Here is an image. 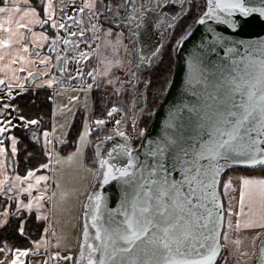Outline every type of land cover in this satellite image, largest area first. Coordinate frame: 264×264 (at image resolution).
Returning <instances> with one entry per match:
<instances>
[{
    "label": "snow or ice",
    "instance_id": "1",
    "mask_svg": "<svg viewBox=\"0 0 264 264\" xmlns=\"http://www.w3.org/2000/svg\"><path fill=\"white\" fill-rule=\"evenodd\" d=\"M51 7L49 0L44 6L45 12ZM130 7L131 15L135 17V5ZM3 12L9 14L7 19L10 22L13 13H16L31 15L34 23H43L37 15V8L21 10L17 0H11V7L7 0L0 5V13ZM250 12L264 15V7H252L245 0H208L207 11L199 20L203 22L211 17L236 29L239 23L234 14L248 16ZM140 14L143 17V9H140ZM51 23L54 27H65L64 23H57L55 19ZM27 26L17 21L15 33L9 27V36L0 39V47L13 44L14 36L22 40L24 34L18 30ZM3 27L0 22V28ZM33 35L43 36V33ZM217 39L222 40L223 37L217 34ZM68 42L65 40V43ZM28 47V44L23 45L25 51ZM228 51H231V46ZM228 51L224 52L225 56ZM260 51L262 55L259 57H240L241 61H245L244 67H249L250 62H254L253 67L258 66L257 75L249 78H245L247 73L241 71L235 59L228 66L209 61V66L205 68L201 59L192 61L190 58V68L193 63L197 68L195 77L188 79L190 87L198 86L193 90L194 99L173 110L161 136L138 146L143 149V159L128 143L109 148L106 155L97 145L101 169L97 176L102 175V184L116 178L128 185L130 190L124 192L114 208L104 204L102 191L89 195L85 208L93 209L91 225L87 219L89 213L85 212L84 243L80 251V256L84 258L87 247L86 264H212L220 249V232L218 222L213 220L214 208L209 207V201L219 203L216 200V185L221 172L230 165L264 164V147H261L264 143V49ZM158 53L159 49L153 56ZM143 58L151 63L150 58ZM26 59L20 56L21 61ZM46 82L51 84L53 81ZM112 111H116L115 106L109 114ZM135 119L134 116V127ZM97 122L104 123L103 120ZM3 131L0 124V132ZM88 131L90 129L85 126L81 140ZM119 134L130 139L125 132ZM12 139L15 151L16 138ZM2 149L3 145H0ZM121 157H125L126 162ZM32 171L29 170V176ZM239 178L241 212L246 202L250 206L258 202L264 208V178L244 175ZM46 179L45 176L37 177V180ZM230 186H233L231 177L225 182V189ZM32 187L34 185L30 184L29 189ZM26 207H31V201ZM102 208L107 212L106 216L102 215ZM228 211L232 212L231 207ZM216 215L222 216V213L217 212ZM236 223L239 226L241 222L237 220ZM90 227L95 229L94 239L98 243L91 242ZM20 230L23 232V227ZM16 251L19 256L29 249ZM18 256L11 264H17Z\"/></svg>",
    "mask_w": 264,
    "mask_h": 264
},
{
    "label": "rangeland",
    "instance_id": "2",
    "mask_svg": "<svg viewBox=\"0 0 264 264\" xmlns=\"http://www.w3.org/2000/svg\"><path fill=\"white\" fill-rule=\"evenodd\" d=\"M102 2L103 0H96L99 8L102 6ZM187 2L188 6L181 17L184 18L185 16L184 21H187V17L192 16L194 22L205 10L206 1L187 0ZM79 11L78 9L74 16ZM86 14L92 19V28H90L91 30L85 29L84 25L81 24V27L77 29L78 34L81 35L82 33L81 41L84 44H80V48H78L80 63L75 69L76 73H80L79 76H84L85 82H80L79 77L75 82L71 79L57 84L58 79L56 80L54 84L57 86L54 85L51 88L54 94L53 105L50 108L51 118H47L45 121H52L53 128H47V136H45V130L41 134L42 145L44 146L43 154L46 153L48 157V162L45 165H47L50 179L45 205L48 206L50 222L54 227H57L54 234L51 231L48 232L49 247L53 246L54 248L50 252L53 264H73L79 240L82 205L95 175V143L109 134L122 130H127L130 135H135L136 138L133 142L136 143L147 128L144 125L145 121L153 115L155 110H151L152 100L150 97L157 92L150 89L153 81V73L150 68L139 74L137 92L142 94L144 98V106L141 110L131 111L133 85L122 87L120 92L115 89L120 78H129L131 66L125 58L126 55H132L131 42L125 38L123 30L103 27L93 16L92 10H87ZM179 19L169 28L167 38L165 37L152 67L160 63L165 55L171 54V50L177 47V41H180L185 34H182L179 28L176 30ZM84 30L87 32L86 34ZM87 35H89L88 41L83 39ZM92 57L93 60L90 59ZM89 60L91 61L89 62ZM83 66H86V73L82 72ZM90 85L91 87H89ZM113 106H115L116 111L109 114ZM132 114L136 118L135 127L133 126ZM77 117L80 119L81 126L75 138V146L66 152H62L59 147L68 142V133ZM98 120H103L104 123H98ZM117 121L120 123L117 124ZM85 126L90 131L81 140V133L85 131ZM94 132L97 134L91 136ZM56 146L59 147L55 148ZM88 148L90 153L86 164L85 157ZM236 170L239 169H230L221 181V190L227 200L230 199L236 184L233 180L231 184L234 187L230 186L225 189V182L228 181L229 177L232 178ZM225 214H227L226 208ZM227 232L228 224L225 222L223 234L225 250L223 257L217 264H252V250L248 247L239 246L238 243L233 247V243L226 239ZM246 232L253 234L252 230ZM235 235L237 240L242 236V233L235 232ZM252 249L254 251L255 247ZM53 253H59V255H53Z\"/></svg>",
    "mask_w": 264,
    "mask_h": 264
},
{
    "label": "flooded vegetation",
    "instance_id": "3",
    "mask_svg": "<svg viewBox=\"0 0 264 264\" xmlns=\"http://www.w3.org/2000/svg\"><path fill=\"white\" fill-rule=\"evenodd\" d=\"M148 1L149 0H103L100 8L96 4L95 9L92 10L93 16L96 17L97 21L103 25V27H108L113 30H115V28H120L123 30L125 38L131 42L130 48L132 50V55H126L125 57L126 61L131 65L129 68V78H120L119 84L115 88L117 92H120L122 87L133 85L131 111L141 110L144 106V98L142 94L137 92L140 79L139 74L148 70L150 67L148 59H144L143 57L150 58L151 61L153 58V54L150 56L136 54L137 42L134 39V33L141 17L140 9H143V7L148 4ZM154 1L159 2L160 0H151L150 4L152 7L157 6L154 4ZM5 2V0H0V5H3ZM42 3L43 0H39V7L37 6V8L43 15ZM133 4L136 8L135 17L131 15L132 9L130 5ZM162 4H170L172 7L174 5L176 6V9L168 7L169 10L164 11L166 19L155 28L156 32L160 33V37L163 39L162 42H164L165 37L167 38L168 30L172 26L171 13L176 11L179 15L183 14L188 6V2L187 0H163ZM76 12L77 10L75 7L74 13ZM77 14L78 17H76ZM77 14L74 16V42L68 40L69 42L65 43L67 39L62 40L57 36L55 30L47 26L48 23H46V21L43 23L44 25L41 26L47 34V39L43 44L31 41L30 30L28 28L23 29V39L19 44L22 47L24 44H28V50L24 52L27 57L34 58L36 62L33 71L27 72L23 69L20 72V82L17 85L12 83L14 80L7 72L3 74L1 71L2 65L9 64L7 58L4 55L1 56L5 53V50H7L8 45L0 47V78H3L0 80V124H2L4 128V131L0 132V145H3V149L0 150V264H11V259L15 257L14 251L24 248L29 249V251L24 256V259L17 264H21V262L22 264H32L29 260V256L38 255L42 252L45 254L48 253L44 264H53V258L50 252L53 251L54 248L53 246L49 247L48 231L45 230L46 221L38 216L35 209L31 210V208L26 207L31 201L27 175L28 171L31 169L19 167L18 157L23 151L28 149V146L25 144L26 141L40 144L41 137L38 131L42 133L43 129H41V127L47 123L45 122L48 118L46 106L48 102L50 107L53 105V91L50 90L49 95L46 96L43 90L48 88L45 86L37 87L35 83L42 78H48L51 76L50 74L55 76V83L58 79L57 84L71 79L75 82L78 80V77L80 82H85L84 76H79L75 72V69L78 68L80 63V52L78 48H80V44H84L81 41L82 35L77 33V29H79L82 24L85 29L88 28V30H91L92 19L87 16L85 10H81ZM0 31L4 35L5 29L2 28ZM84 32L85 34L87 33L85 30ZM89 35L83 37V39L85 38L84 40L88 41ZM150 38L149 43H151L153 37ZM45 57H49V59L45 60ZM58 57L59 59H57ZM60 58H62L60 65L63 70H59L56 67V61H60ZM90 59L93 60V57ZM91 60H89V62ZM85 67L82 71L83 73H86ZM133 67H135L136 71H134L132 75L131 69ZM151 68L152 67H150V69ZM29 73H31V75H29ZM32 103L35 104L37 108L33 113L30 108ZM21 117H23V119H21ZM13 137L16 138L15 151H13ZM21 142L23 143L22 146H20ZM15 173L19 178L17 186L14 185V181L16 180L14 177ZM45 197L43 198L44 203ZM32 217H34L37 222H43L41 231L37 236L31 235V230L37 233L35 228L31 229L30 223ZM21 227L24 229L23 232L20 230ZM43 236L47 239L45 246H34L33 242L41 240ZM36 263L38 262H35V264Z\"/></svg>",
    "mask_w": 264,
    "mask_h": 264
},
{
    "label": "water",
    "instance_id": "4",
    "mask_svg": "<svg viewBox=\"0 0 264 264\" xmlns=\"http://www.w3.org/2000/svg\"><path fill=\"white\" fill-rule=\"evenodd\" d=\"M205 1V10L195 19L193 24L181 37V42L177 44L171 81L155 108L152 119L139 139L138 144H133V140L136 136L132 134L130 135L127 130H122L120 132L127 133V137H130V139L121 136L119 134L120 132H117L107 135L95 143V175L82 205L79 240L73 264H86L87 247L85 246L86 255L84 258L80 256V251L81 245L84 243L83 229L86 219L85 212L89 213L87 219L89 225H91V213L93 209L85 208V205L89 203V195L102 191L104 193V204L108 208H114L121 201L124 192L126 190H130L128 185H125L121 180L116 178L110 180L108 184H102V175L97 176V172L101 171L99 157L97 156V145H100V151L106 155L109 148H113L117 144L128 143L134 150L137 151L140 158L143 159V149L138 146L146 143L149 139H155L161 136L166 129V125L171 119L170 114L173 110L181 104L190 102L194 99L193 90L198 86L192 85L190 87L188 79L190 76L195 77L197 68L194 63L190 68V58L192 61L201 59L205 68L209 66V61L214 63L218 62L221 65L228 66L231 65V62L235 59L239 64L241 71L247 73L245 78L255 77L257 75L258 66L253 67L252 64H254V62H250L249 67L246 68L244 67L245 61H241L240 57L243 56L247 59L249 55L252 57H259L262 55L260 50L264 49V15L259 12H250L248 16H244L242 13H235L234 19L239 23V26L236 29H232L222 21H216L211 17L201 22L199 17L207 11L208 7V0ZM150 2L151 0H149L148 4L143 7L144 15L143 17H140L134 33V39L137 42L136 54L138 55L144 54L146 56H150L155 53L157 49H160L163 39L160 37V33L156 32L155 28L159 23L166 19L164 11H168V7H172L170 4H162L163 0H160L159 2L154 1V4L157 5L155 7H152ZM245 3L255 8L264 7V0H245ZM172 8L176 9V6L174 5ZM181 15L182 14L179 15L176 11L171 13V25H173ZM217 34H220L223 39H217ZM150 37H153L151 43H149V40L151 39ZM230 46L231 51H228ZM212 49H215V51H212ZM225 51H228L227 56L224 55ZM155 57L156 55L153 56L151 63H149L150 67L153 66ZM57 61L56 67L61 70L62 66L60 65V62L62 61V58H60V61ZM134 71H136L135 67L131 69L132 75L134 74ZM261 147H264V143L261 144ZM121 160L126 162L125 157H121ZM262 167H264V164H257L254 166L230 165L221 172L216 185V200H218L219 203L213 204L211 200L209 201V207L214 208L213 220L218 222L220 232V249L212 264H215L218 261L224 249V245L221 240L225 222V207L223 196L220 191L222 174L225 171L234 168H246L253 170ZM217 212L222 213V216H217ZM102 215H107V212L103 208ZM94 233L95 229L90 227V240L93 243H98V241L94 239ZM262 248H264V234L258 242L257 255L253 264H264V252H262Z\"/></svg>",
    "mask_w": 264,
    "mask_h": 264
},
{
    "label": "crops",
    "instance_id": "5",
    "mask_svg": "<svg viewBox=\"0 0 264 264\" xmlns=\"http://www.w3.org/2000/svg\"><path fill=\"white\" fill-rule=\"evenodd\" d=\"M6 1V0H5ZM8 2V6L11 7V0H7ZM17 2L20 4L21 10L27 7H35L30 4V2L28 0H17ZM49 3V0H43V3L41 4L42 6V13L39 11V9L37 8V15L39 16L40 20L43 21V23L46 21V23H48L47 26H50V28H52L53 30H55L56 35L59 36L62 40L67 39L69 41L74 42V25L72 27V24H74V8L76 7V10L78 11V9L81 10H93L96 7V0H51V10L45 12L44 6L47 5ZM89 5H92L91 7H89ZM8 13L7 12H3L0 13V22H2L4 24V35L3 33L0 31V38H7L9 36V32H8V28L11 27L13 30V33H15L17 31L16 28V23L17 21H19L20 24L22 25H28L27 27H22L20 28L18 31L23 33V29L24 28H28L30 30V39L33 42H38L40 44H43L46 39H47V34L46 31L43 30V28L41 27L42 25H44L43 23H34L32 21L31 15H18L16 13H13L12 15V19L11 22L7 19L8 17ZM55 19L57 21V23H64L65 27L64 28H58V27H54L51 23V20ZM0 30H2V28H0ZM33 33H43V36L40 35H33ZM14 42L11 45H8L7 50H5V53H3L1 56H5L7 58V62L9 65H7V67H2V72L4 74V72H7V74H9V76H11V78L14 80L12 83L13 84H19L20 82V72L25 69L27 72H31L34 70V65L36 60L32 57H27V55L25 54V50L22 46H20L19 42L21 41V39H19V37L14 36L13 37ZM17 49H19V54L17 55ZM23 55L25 56L27 59L25 61H21L20 60V56ZM12 62V64H11ZM6 65V64H4ZM51 76H49L46 79H41L39 81H37L35 83V85L37 87H47V88H52L55 82V76L50 74ZM48 80H52L53 82L51 84L47 83L46 81ZM57 86V85H56ZM55 86V87H56ZM60 88V87H59ZM53 91V89H51ZM55 93V92H54ZM54 97V94H53ZM56 97V94H55ZM50 127L49 128H53L52 127V123L49 124ZM36 128V127H33ZM37 129V128H36ZM46 131L47 129H43V131ZM52 130V129H51ZM40 134V139H41V144H43V139H42V133H40V131H38ZM37 133V131H36ZM54 135H56L54 133ZM54 138V137H53ZM36 140V139H35ZM36 143V142H33ZM15 144H16V140H15ZM56 145V143H55ZM59 146H56L55 148H58ZM0 166H1V159H0ZM50 169V167H49ZM32 171V175L29 176L28 174V181H29V185H34V187H32L30 189V194H31V210L35 209V211L37 212L38 216L41 217L42 219H44L46 221V227L45 230L48 232H52L54 234V231H57V227H54L52 222H50L49 220V211H48V206L45 205V203L43 202V198L45 196H47V193L49 192V171L47 170V172H40L36 169H31ZM29 173V171H28ZM249 176V177H257V178H264V171H255V172H246V171H242V170H236V172H234L232 178H231V182L234 180L235 181V189L233 190V192L231 193L230 199L227 200L225 195H224V199H225V204H226V210H227V221L226 223L228 224V232H227V240L233 243V247L236 245V243L239 244V246L242 247H248L250 250H252L251 253V261L252 264L254 262V259L257 255V246H258V242L261 238V236L264 234V219H262V217H264V208L261 207V205L257 202L254 205H249V203H245L244 205V211L241 212V207H240V185H241V180H240V176ZM38 176H45L47 177L46 180H37ZM14 177L16 178V180L14 181V185H18V181L19 178L17 177V174H14ZM35 190V192H34ZM41 193H43V195H41ZM230 193V192H227ZM44 196V197H43ZM49 200V199H48ZM231 207L232 212L229 213L228 209ZM251 208V210H250ZM239 220L241 223L238 226L236 221ZM231 222V227H229V223ZM253 231V234H248L246 231ZM47 232V233H48ZM235 232H241L242 236L239 239L236 240L235 238ZM53 236V235H52ZM41 240H37L40 243L37 244L35 242H33L34 246H38V247H43L45 246V243H47V239L43 237H41ZM45 239V240H44ZM225 239V238H224ZM53 240V238H52ZM53 242V241H52ZM32 243V241H31ZM253 247H255V250L253 251ZM15 257L17 258L18 254L17 251H14ZM27 253H22L19 254L18 259H17V263H19L20 261H22L24 259V256ZM48 256V253H41L38 255H30L29 256V260L31 261L32 264H35V262H38L36 264H44L46 257ZM13 258V259H14ZM11 259V261L13 260ZM228 264V263H227ZM231 264V263H230Z\"/></svg>",
    "mask_w": 264,
    "mask_h": 264
},
{
    "label": "trees",
    "instance_id": "6",
    "mask_svg": "<svg viewBox=\"0 0 264 264\" xmlns=\"http://www.w3.org/2000/svg\"><path fill=\"white\" fill-rule=\"evenodd\" d=\"M31 2V4L33 6H38L39 7V0H29ZM185 18V16H184ZM183 17H180L179 21L177 22L176 25V30L181 29V33L184 34L189 27L191 26L193 19L192 16L187 17V21H184ZM178 33V31H177ZM175 50L176 48H174L171 54H167L164 56L163 60L160 61V63H158L155 67H152L150 70L153 73V81L152 84L150 86L151 90H154V92H157V94H153L151 95L150 99L152 100L151 103V110H154L156 108V106L158 105L159 101L161 100L162 96L164 95L170 81H171V77H172V73H173V68H174V63H175ZM49 89L43 90V93L48 96L49 95ZM44 107V106H41ZM31 111L32 113L34 112V110L36 111L37 108L35 106V104L32 103L31 105ZM50 104L49 102L47 103L46 109H47V117L48 119L51 118V112H50ZM152 119V116H150L144 123L145 127L148 126V124L150 123ZM49 122H47L44 126L41 127V129H47L49 128ZM81 123H80V119L77 117L75 122L72 123V127L70 128L71 130L68 133V142L66 144H63L62 146L59 147V149L62 152H66L68 149L74 148L75 146V138L76 135L78 134V130L80 129ZM97 133L94 132L93 134H91V136H95ZM138 141L135 143V141L133 142L134 145H137ZM25 144L28 146V149L23 151V153L20 154V156L18 157V161H19V167H24L25 169H37L40 172H47V167H43L41 168L40 165H45V163L47 164L48 162V157L46 155V153L43 154L44 152V146L40 143H33V142H28L26 141ZM23 143H20V146H22ZM89 148L87 150L86 153V157H85V163H88V157H89ZM239 170L242 171H246V172H255V171H264V168H257L254 170H249L246 168H238ZM229 170L225 171L222 174L221 177V181L223 176L228 172ZM220 191L222 193L221 190V182H220ZM223 196V193H222ZM223 200H224V206H226L225 204V199L223 196ZM31 229L35 228V231L37 233H34L33 230H31V235L32 236H37L39 235L41 228L43 226V222H37L35 220L34 217H32L31 219ZM217 264V263H216Z\"/></svg>",
    "mask_w": 264,
    "mask_h": 264
}]
</instances>
